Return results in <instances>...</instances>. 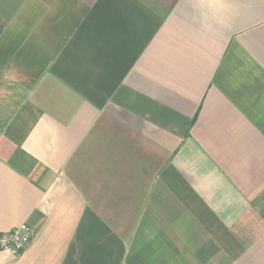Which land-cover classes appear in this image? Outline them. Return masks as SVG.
<instances>
[{
  "label": "crops",
  "instance_id": "crops-1",
  "mask_svg": "<svg viewBox=\"0 0 264 264\" xmlns=\"http://www.w3.org/2000/svg\"><path fill=\"white\" fill-rule=\"evenodd\" d=\"M0 264H264V0H0Z\"/></svg>",
  "mask_w": 264,
  "mask_h": 264
},
{
  "label": "built area",
  "instance_id": "built-area-1",
  "mask_svg": "<svg viewBox=\"0 0 264 264\" xmlns=\"http://www.w3.org/2000/svg\"><path fill=\"white\" fill-rule=\"evenodd\" d=\"M31 240V229L28 224L23 223L11 230L0 232V250L20 255Z\"/></svg>",
  "mask_w": 264,
  "mask_h": 264
}]
</instances>
